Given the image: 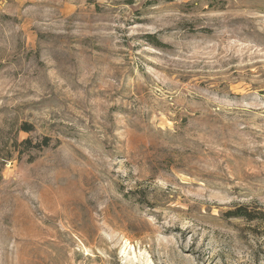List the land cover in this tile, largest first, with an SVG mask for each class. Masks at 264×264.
Returning a JSON list of instances; mask_svg holds the SVG:
<instances>
[{
    "label": "rangeland",
    "instance_id": "obj_1",
    "mask_svg": "<svg viewBox=\"0 0 264 264\" xmlns=\"http://www.w3.org/2000/svg\"><path fill=\"white\" fill-rule=\"evenodd\" d=\"M238 205L264 0H0V264H264Z\"/></svg>",
    "mask_w": 264,
    "mask_h": 264
},
{
    "label": "trees",
    "instance_id": "obj_2",
    "mask_svg": "<svg viewBox=\"0 0 264 264\" xmlns=\"http://www.w3.org/2000/svg\"><path fill=\"white\" fill-rule=\"evenodd\" d=\"M28 126L29 125L24 124L22 125V129L24 131H29L30 128ZM48 140L49 139L45 137L42 140V145H46ZM24 142L26 143L30 141L26 139ZM224 215L226 216V218H243L247 221L257 220L260 222H264V211L263 210H255V209L250 210L245 205H238L234 207L233 209H229L224 213Z\"/></svg>",
    "mask_w": 264,
    "mask_h": 264
}]
</instances>
